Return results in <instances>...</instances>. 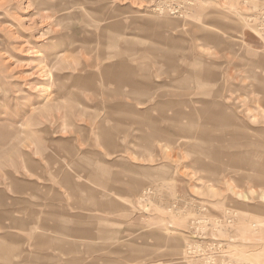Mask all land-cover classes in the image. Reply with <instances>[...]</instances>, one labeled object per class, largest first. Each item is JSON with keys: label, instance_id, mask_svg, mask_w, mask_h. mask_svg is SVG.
<instances>
[{"label": "rangeland", "instance_id": "rangeland-1", "mask_svg": "<svg viewBox=\"0 0 264 264\" xmlns=\"http://www.w3.org/2000/svg\"><path fill=\"white\" fill-rule=\"evenodd\" d=\"M0 264H264V0H0Z\"/></svg>", "mask_w": 264, "mask_h": 264}]
</instances>
